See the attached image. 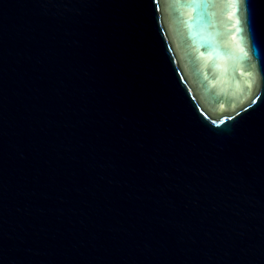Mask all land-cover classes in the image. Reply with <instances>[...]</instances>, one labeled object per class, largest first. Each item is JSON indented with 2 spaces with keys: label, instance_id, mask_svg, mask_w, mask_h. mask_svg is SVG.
<instances>
[{
  "label": "water",
  "instance_id": "water-1",
  "mask_svg": "<svg viewBox=\"0 0 264 264\" xmlns=\"http://www.w3.org/2000/svg\"><path fill=\"white\" fill-rule=\"evenodd\" d=\"M0 264H264V0H0Z\"/></svg>",
  "mask_w": 264,
  "mask_h": 264
}]
</instances>
